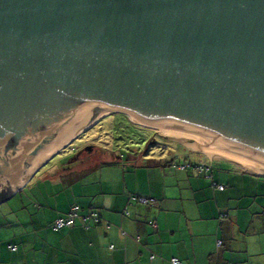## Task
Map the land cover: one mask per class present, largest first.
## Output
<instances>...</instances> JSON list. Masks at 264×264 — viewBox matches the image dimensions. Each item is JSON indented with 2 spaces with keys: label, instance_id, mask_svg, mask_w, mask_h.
Returning a JSON list of instances; mask_svg holds the SVG:
<instances>
[{
  "label": "water",
  "instance_id": "95a60500",
  "mask_svg": "<svg viewBox=\"0 0 264 264\" xmlns=\"http://www.w3.org/2000/svg\"><path fill=\"white\" fill-rule=\"evenodd\" d=\"M113 112L264 176V0H0V197Z\"/></svg>",
  "mask_w": 264,
  "mask_h": 264
},
{
  "label": "crops",
  "instance_id": "0c3cea01",
  "mask_svg": "<svg viewBox=\"0 0 264 264\" xmlns=\"http://www.w3.org/2000/svg\"><path fill=\"white\" fill-rule=\"evenodd\" d=\"M91 127L0 200V264H264V176L206 153L100 160L104 151L75 146ZM75 206L72 225L51 226Z\"/></svg>",
  "mask_w": 264,
  "mask_h": 264
},
{
  "label": "rangeland",
  "instance_id": "374dc122",
  "mask_svg": "<svg viewBox=\"0 0 264 264\" xmlns=\"http://www.w3.org/2000/svg\"><path fill=\"white\" fill-rule=\"evenodd\" d=\"M157 131L159 130L155 127L144 126L133 120L131 121L124 113L113 112L104 116L96 125L91 127L81 139H78L75 146H93L100 151H104V154L100 155L99 158H106V156L113 154L112 150H119L118 153L123 154L126 161V156L134 153H165V158L174 154L178 163L180 161L192 163L187 159L193 161L195 159L194 153L205 155L202 151L190 150L177 140L161 136ZM67 152L68 148H63L55 156L60 158ZM69 153H73V151ZM39 183L42 184V180ZM45 183L49 184L48 181Z\"/></svg>",
  "mask_w": 264,
  "mask_h": 264
},
{
  "label": "built area",
  "instance_id": "2783aa9c",
  "mask_svg": "<svg viewBox=\"0 0 264 264\" xmlns=\"http://www.w3.org/2000/svg\"><path fill=\"white\" fill-rule=\"evenodd\" d=\"M189 165V164H188ZM187 165H182L181 168L186 167ZM193 166L195 169H198L199 171L202 172H207L209 170V167L205 164H195V165H191ZM217 184V183H215ZM218 188L222 189L223 186L221 184H217ZM139 202L144 203V204H151L153 203L154 199H150V198H146V197H139L138 198ZM76 217H78V212H77V207H72L71 210L69 212H67L64 216L62 217H58L56 218L53 223H52V227L55 229H60V228H64V227H68L70 225H72L74 223V220L76 219ZM87 217V216H86ZM84 217V219L86 218ZM89 217L93 218L94 221H99V215L96 212H92L89 214ZM88 217V218H89ZM86 226H88V224H86ZM221 244V241L218 240V246ZM113 246L111 245L110 248H112ZM9 248L11 250H16V246L13 244H9ZM153 257V256H152ZM171 261L174 264L178 263V259L177 258H171Z\"/></svg>",
  "mask_w": 264,
  "mask_h": 264
},
{
  "label": "bare ground",
  "instance_id": "6f19581e",
  "mask_svg": "<svg viewBox=\"0 0 264 264\" xmlns=\"http://www.w3.org/2000/svg\"><path fill=\"white\" fill-rule=\"evenodd\" d=\"M87 126H88V125H87ZM87 126H86V127H87ZM86 127H85V128H86ZM85 128H83V129H85ZM155 128H156L157 130H159V128H157V127H155ZM83 129H82V130H83ZM82 130H81V131H82ZM81 131H80V132H81ZM80 132H78V133H80ZM78 133H77V134H78ZM171 139H173V138H171ZM175 140H177V139H175ZM223 158H228V157H223ZM228 159H229V160H232V159H230V158H228Z\"/></svg>",
  "mask_w": 264,
  "mask_h": 264
},
{
  "label": "trees",
  "instance_id": "16d2710c",
  "mask_svg": "<svg viewBox=\"0 0 264 264\" xmlns=\"http://www.w3.org/2000/svg\"><path fill=\"white\" fill-rule=\"evenodd\" d=\"M150 141H151V140H150ZM150 141H149V142H150ZM149 142H148V143H149ZM148 143H147V146H148ZM98 159L102 160V158H98ZM1 197H2V198H5L6 196H5V194H3ZM1 197H0V198H1Z\"/></svg>",
  "mask_w": 264,
  "mask_h": 264
},
{
  "label": "flooded vegetation",
  "instance_id": "af4514ba",
  "mask_svg": "<svg viewBox=\"0 0 264 264\" xmlns=\"http://www.w3.org/2000/svg\"><path fill=\"white\" fill-rule=\"evenodd\" d=\"M90 152H91V151H90ZM78 154H80V152H79Z\"/></svg>",
  "mask_w": 264,
  "mask_h": 264
}]
</instances>
